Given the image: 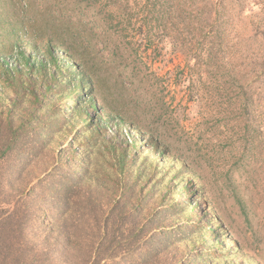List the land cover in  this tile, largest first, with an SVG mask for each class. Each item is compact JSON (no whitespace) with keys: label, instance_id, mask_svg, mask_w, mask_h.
<instances>
[{"label":"rangeland","instance_id":"rangeland-1","mask_svg":"<svg viewBox=\"0 0 264 264\" xmlns=\"http://www.w3.org/2000/svg\"><path fill=\"white\" fill-rule=\"evenodd\" d=\"M62 20L84 27L73 32L80 43L70 45L95 85L83 89L84 112L109 144L147 147L138 161L142 194L157 186L146 208L156 209L164 195L171 204L189 197L201 226L214 228L220 255L233 252L213 264H264V0H0L6 68L22 67L19 50L30 64L43 61ZM123 49L142 59L136 80L123 72ZM9 101L5 95L0 106ZM66 133L60 147L72 142L76 151L78 135ZM92 184L103 205L120 195L102 176Z\"/></svg>","mask_w":264,"mask_h":264},{"label":"trees","instance_id":"trees-1","mask_svg":"<svg viewBox=\"0 0 264 264\" xmlns=\"http://www.w3.org/2000/svg\"><path fill=\"white\" fill-rule=\"evenodd\" d=\"M104 20L105 28L111 26ZM80 23L62 20L61 35L47 42L36 64L19 50L15 63L22 67L7 69L0 54V99L11 100L0 106V264H213L220 256L226 263L233 252L220 255L214 228L201 226L189 197L171 204L164 195L156 209L146 208L157 185L142 194L138 161L145 143H132V152L109 144L96 119L84 112L83 89L95 85L82 58L70 54V45L80 43L73 33L84 28ZM119 33L114 35L124 46ZM125 52L129 66L123 72L136 80L142 59ZM89 106L97 112L96 102ZM67 130L78 135L76 151L72 142L59 145ZM154 143L149 148L155 151ZM98 176L120 193L110 205H103L92 184ZM156 184L164 185L163 179Z\"/></svg>","mask_w":264,"mask_h":264}]
</instances>
